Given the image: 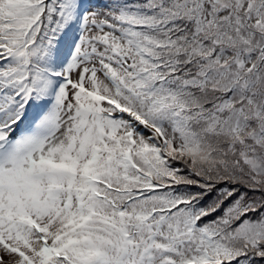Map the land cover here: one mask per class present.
Instances as JSON below:
<instances>
[{
    "label": "snow or ice",
    "instance_id": "snow-or-ice-1",
    "mask_svg": "<svg viewBox=\"0 0 264 264\" xmlns=\"http://www.w3.org/2000/svg\"><path fill=\"white\" fill-rule=\"evenodd\" d=\"M0 264H264V0H0Z\"/></svg>",
    "mask_w": 264,
    "mask_h": 264
}]
</instances>
